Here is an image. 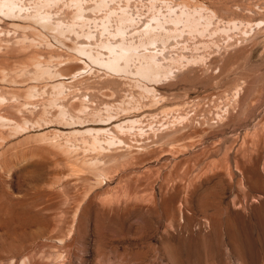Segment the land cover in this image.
Here are the masks:
<instances>
[{
  "label": "rangeland",
  "instance_id": "obj_1",
  "mask_svg": "<svg viewBox=\"0 0 264 264\" xmlns=\"http://www.w3.org/2000/svg\"><path fill=\"white\" fill-rule=\"evenodd\" d=\"M60 2L0 20V264H264V0Z\"/></svg>",
  "mask_w": 264,
  "mask_h": 264
},
{
  "label": "bare ground",
  "instance_id": "obj_2",
  "mask_svg": "<svg viewBox=\"0 0 264 264\" xmlns=\"http://www.w3.org/2000/svg\"><path fill=\"white\" fill-rule=\"evenodd\" d=\"M76 2V1H75ZM102 2V1H101ZM108 3V2H107ZM27 6H31V9L32 11L30 12H27V9L26 7ZM61 6V2L60 0H0V20L2 21H7V20H17V18L19 19H27L28 21H33L34 23L35 22H38V21H41L42 18L45 19V17L47 16L45 14V16H41V12L42 11H46V13L48 11H55V9L57 10V8H59ZM104 6V5H103ZM62 7V6H61ZM123 7V6H122ZM79 10L78 11H81V8L79 7L78 8ZM122 13V12H121ZM126 15V14H124ZM123 15V16H124ZM198 20V19H197ZM19 21V20H18ZM171 22V21H170ZM173 22V21H172ZM176 22V21H175ZM120 23L121 24H129L131 25L132 24V18H129V16L127 17H121V20H120ZM175 27H172L171 28H167V29H162V26H158L159 29L158 30H155L154 27L151 26H148L144 29L143 33L148 35V34H153V36H157V37H161L163 36L165 33H171V32H175L177 29H176V23H174ZM126 27V26H125ZM170 27V26H169ZM123 27L119 28L114 36L116 37H121L122 33H123V30H122ZM127 28V27H126ZM125 28V29H126ZM157 28V27H156ZM162 29V30H161ZM161 30V31H160ZM1 33V32H0ZM111 33H109V35H111ZM118 38V39H119ZM120 40V39H119ZM117 41V40H116ZM118 43V42H117ZM121 43V42H119ZM127 43V42H126ZM113 44V43H112ZM20 46V45H19ZM106 50H107V55H108V58L107 60H101L100 62L96 59V58H93L92 56H90L89 54H86L83 50H79L80 53H83L85 54L92 62H99V63H103L105 64L106 67H108L109 69L113 70V71H117V70H122V68L124 67L123 64H121L119 61L121 60V62L123 61L124 64L129 61H127L130 57L134 56V54H126L127 52L129 53L132 49L131 48H127L124 46H122L121 44H117V45H114V46H106L105 47ZM150 50V49H149ZM152 51V50H151ZM18 53V52H17ZM20 54V53H19ZM35 54V53H34ZM18 55V54H16ZM16 57V56H15ZM154 57H155V54H152L150 56H144L142 57V60L144 61L143 63V66H141L136 73H138V75H149L150 77H153L156 75V69L154 68V66L156 68H158L156 66L157 62H154ZM131 59V58H130ZM162 59V58H160ZM165 59V58H164ZM162 62V61H161ZM61 87V85H59ZM62 88V87H61ZM16 104V103H15ZM13 105V104H12ZM14 109V108H13ZM12 109V110H13ZM73 109V108H72ZM11 110V111H12ZM20 110V108H19ZM16 111V110H15ZM22 111V110H21ZM14 112V111H13ZM21 113V112H20ZM91 113V112H90ZM108 117V116H107ZM109 119L111 118H108L107 119V122L109 121ZM220 119V118H219ZM104 120V119H103ZM101 120V121H103ZM91 121V120H90ZM139 122V121H138ZM97 123V122H96ZM135 123V122H134ZM108 124V123H107ZM187 124V123H186ZM98 125H101V124H97ZM118 129L121 130V127L119 126ZM260 129V128H259ZM258 130V129H257ZM263 130V129H262ZM122 131V130H121ZM90 132V131H88ZM95 132L96 134H101V133H107L108 131H105V130H96V131H93ZM101 132V133H100ZM254 132H256V130H254ZM127 133V132H126ZM92 135V134H91ZM103 135V134H102ZM254 135V134H253ZM252 135V136H253ZM254 137V136H253ZM102 138V137H101ZM118 138V137H117ZM95 143H98V140L96 139H99V138H95ZM90 140V139H89ZM104 140V139H103ZM148 147V146H147ZM127 155V154H126ZM124 163V162H123ZM107 172V171H106ZM103 175V174H102ZM217 196V195H216ZM209 197V196H208ZM206 195L203 196H199V202H200V205L201 207H205L210 204L214 205L215 202L213 203L212 201H210V199L208 198ZM213 200V199H212ZM216 200V199H215ZM212 202V203H210ZM212 207V206H211ZM217 207V206H216ZM9 212V211H8ZM14 212V211H13ZM10 213L11 214V218L12 220L15 218L14 217V214ZM15 213V212H14ZM18 213L16 212V215L15 216H18L17 215ZM14 217V218H13ZM23 217V216H22ZM21 218V217H20ZM24 218V217H23ZM22 219V218H21ZM24 220V219H23ZM7 221H11V219H9V217L7 218ZM5 223V222H4Z\"/></svg>",
  "mask_w": 264,
  "mask_h": 264
}]
</instances>
